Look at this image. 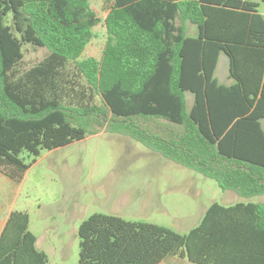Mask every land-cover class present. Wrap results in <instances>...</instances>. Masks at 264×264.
Wrapping results in <instances>:
<instances>
[{
	"label": "trees",
	"instance_id": "obj_1",
	"mask_svg": "<svg viewBox=\"0 0 264 264\" xmlns=\"http://www.w3.org/2000/svg\"><path fill=\"white\" fill-rule=\"evenodd\" d=\"M103 1L106 39L95 59L81 58L101 22L91 0H0V173L21 182V152L36 158L105 132L223 192L264 197V0ZM24 44L48 55L23 70ZM220 54L230 86L214 78ZM28 226L26 212L10 213L0 264H47ZM78 238L77 264H264V203H213L185 235L94 214Z\"/></svg>",
	"mask_w": 264,
	"mask_h": 264
},
{
	"label": "rangeland",
	"instance_id": "obj_2",
	"mask_svg": "<svg viewBox=\"0 0 264 264\" xmlns=\"http://www.w3.org/2000/svg\"><path fill=\"white\" fill-rule=\"evenodd\" d=\"M91 7L101 22L93 28V38L81 58L99 59L106 39L103 20L108 5L91 0ZM258 11L264 16V3L259 2ZM187 35L195 36L196 28L188 24ZM22 52L23 70L48 55L46 49L29 44L22 46ZM225 64L220 54L215 69L218 77L226 71ZM191 98L188 94L187 107ZM20 158L29 168L19 186V211L28 214L29 231L38 240L37 249L47 256V264L78 263V228L94 214L185 235L198 226L213 203L224 205L228 199L215 181L120 134L101 132L42 151L36 158L23 151ZM262 201L263 197L235 195L231 204Z\"/></svg>",
	"mask_w": 264,
	"mask_h": 264
},
{
	"label": "crops",
	"instance_id": "obj_3",
	"mask_svg": "<svg viewBox=\"0 0 264 264\" xmlns=\"http://www.w3.org/2000/svg\"><path fill=\"white\" fill-rule=\"evenodd\" d=\"M259 10V8H258ZM225 61H226V71L221 74L220 77L217 76L216 70L214 73V78L220 85L230 86L232 85L233 81L228 76V60L227 57L223 54ZM219 60V59H218ZM218 63V62H217ZM217 68V67H216ZM192 97V95H190ZM193 104V97L190 100V103L188 104V108H190ZM21 182H16L9 177H6L5 175L0 173V233L6 223V220L11 212L19 211V186L21 185ZM227 201L222 206L228 207L233 204H231L232 197H235L234 192H227ZM264 198V197H263ZM239 203V202H236ZM234 203V204H236ZM243 203V202H240ZM249 203V202H247ZM252 203V202H251ZM264 203V201L260 202ZM206 212V210H205ZM204 212V213H205ZM204 215V214H203ZM203 217V216H202ZM32 233V232H31ZM33 234V233H32ZM34 235V234H33ZM36 238V236H35ZM38 240L36 238L35 246L37 248ZM187 260L180 259L177 257H167L163 259L159 264H186L185 262ZM189 263V262H188ZM191 264V263H189Z\"/></svg>",
	"mask_w": 264,
	"mask_h": 264
}]
</instances>
